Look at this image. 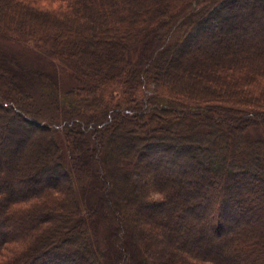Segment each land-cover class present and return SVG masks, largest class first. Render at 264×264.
Listing matches in <instances>:
<instances>
[{"label":"trees","instance_id":"16d2710c","mask_svg":"<svg viewBox=\"0 0 264 264\" xmlns=\"http://www.w3.org/2000/svg\"><path fill=\"white\" fill-rule=\"evenodd\" d=\"M0 33L72 78L61 93L18 51L27 75L0 71V107L21 120L0 119V264H264V139L250 136L264 130V0H0ZM28 73L48 77L64 121L22 101ZM81 134L109 145L94 188L108 180L123 213L101 214L103 251Z\"/></svg>","mask_w":264,"mask_h":264},{"label":"rangeland","instance_id":"374dc122","mask_svg":"<svg viewBox=\"0 0 264 264\" xmlns=\"http://www.w3.org/2000/svg\"><path fill=\"white\" fill-rule=\"evenodd\" d=\"M138 28H142L141 26V21H137V23L135 24ZM1 34V33H0ZM4 39L0 38V47L7 49V55L8 57L6 59H2V57L0 56V71H4V67L5 66H9L13 68V71L17 74V75H27L26 74V70H22L20 67V64H18L17 62V58L14 56V52L18 51V52H22L25 56V61L27 62L28 66H32L33 64V60H36L39 58V65L40 67H42V69L45 70H50L49 72L56 70L57 72V76L60 77L61 81L58 83V88L60 90L61 93H65L68 91V89L70 88V83H72V78H71V71L70 69H66L63 70V66L62 64H60L56 59H58V55L56 53H51L48 55H44V54H40L38 52V56L37 53L35 52L36 50L34 49V47L31 46H24L21 44H17L15 42H12L11 39H5V37H2ZM133 49V46L130 48ZM130 49L127 50V52L130 51ZM12 58V60H11ZM101 60V57H99ZM49 59H51L52 63L48 65V61ZM11 60V61H9ZM105 61V60H104ZM10 62V63H9ZM103 62V59H102ZM104 63V62H103ZM109 63V62H108ZM117 63V65H116ZM115 63V66L122 68H125V63L123 61H117ZM96 66V65H95ZM163 67L165 66L166 68H168L169 64L165 63L164 65H162ZM82 67V66H81ZM92 65L90 67L87 68H83L81 71L82 73H80L82 75V77H84L87 74V77H89L90 79V74H95L97 71L93 70ZM114 67V65H113ZM66 68V67H65ZM20 71L23 72V74H21ZM32 73V72H31ZM31 73H28V75L30 77H23V79L26 82V86H27V91L26 94L23 96L22 101L26 102V104L30 105V109L31 112H33L36 117H52L54 119H56L57 122H62L64 121L63 118V114H62V110L60 107V102L58 100H55L53 98V92L51 91V88L49 86V82H48V77L47 76H35ZM78 74V75H80ZM66 77V79L64 78ZM1 91L3 90L1 85H0ZM15 91L17 93V95H20L16 86H15ZM22 96V95H21ZM17 99H20L17 97ZM143 99V98H142ZM60 103V104H59ZM0 119H2V122H6L7 121L9 123H11L12 119H14L16 122L21 121L19 118H15L12 114L8 113L7 110H5L4 108L0 107ZM14 122V121H12ZM127 122V121H126ZM23 124V123H22ZM10 126L12 127H16L14 123H12ZM23 126V125H22ZM27 127H19L21 130V133L24 132V134H27V132L29 133V131L31 132V136L30 137H39L41 134V130L38 129L37 127L31 126V125H26ZM124 128L125 131L127 132V136L129 137V139L132 138V134H130V128L132 127V125L130 124V122H127L124 124ZM148 127V126H147ZM227 128H228V124L225 123L224 125H221V131L224 133L227 132ZM253 135H250L254 138H263L264 139V130H257L254 131L252 133ZM256 135V136H254ZM93 133L88 134V137L90 140L93 141ZM86 135L84 136L83 134H81L80 136V140H81V144L79 143V151H78V155L80 156V163H81V168L83 169V175L82 178L84 180V182H88L90 187L88 188V198L87 200H89V202H91V204H100L101 201V196H100V192L103 191L104 193V203L106 206H103L101 208H99L98 212H96V218L100 220V225L98 226L97 230H96V226H95V231L94 229H92V235H93V239H94V243L97 247H99V249L102 250V247L105 242L106 239L105 237L108 236L107 233L108 231L105 229V226H108V221H107V217L103 218V216H101L102 213H106L107 216V212H109V210H115L116 213L119 214V220H121L120 222H124L123 220V213L122 210L117 209L118 207V203H117V199H116V195H113L115 192H113V189L110 187V183H108V180H106V183H104V185H102V187L99 189H96V187L94 188V186H96V184L98 183V177H101L103 170H104V165L101 161V158H99L98 155V150L96 149V146H98L99 149V153L102 154L103 152L101 151V149L105 148L107 149L109 147L108 144L105 143V145H102V147H100V143H96L94 141V144L91 143L89 141V143H87V149L82 146L84 141L86 142L88 139H86ZM118 152L120 154V156H123L124 153L126 152V146H124V143L122 144V140L119 141L118 143ZM13 146V145H12ZM86 146V144H85ZM20 147V145L18 146ZM21 153V154H20ZM19 155H24L26 154V149L24 148V150L20 151L18 153ZM3 174L0 172V177ZM127 175V174H126ZM98 176V177H97ZM128 180V182L132 181L131 176H125ZM102 178V177H101ZM82 182V184L84 185L85 183ZM97 182V183H96ZM95 184V185H94ZM84 188V186H83ZM1 189H2V195H4L5 192H7L8 189V184L3 183L1 185ZM157 196V195H156ZM132 208V207H131ZM103 215V214H102ZM100 216V218L98 217ZM102 218V220H101ZM120 233L122 234V239L123 241L126 243L127 240L126 238V229L125 230H121ZM127 244V243H126ZM125 246V244H124ZM123 246V247H124ZM127 246V245H126ZM103 251V250H102ZM127 264H134L133 263V259L132 257L127 259Z\"/></svg>","mask_w":264,"mask_h":264}]
</instances>
